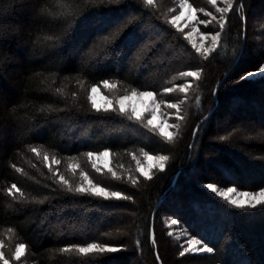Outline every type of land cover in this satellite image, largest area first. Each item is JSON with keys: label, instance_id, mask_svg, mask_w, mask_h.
I'll return each mask as SVG.
<instances>
[{"label": "trees", "instance_id": "obj_1", "mask_svg": "<svg viewBox=\"0 0 264 264\" xmlns=\"http://www.w3.org/2000/svg\"><path fill=\"white\" fill-rule=\"evenodd\" d=\"M173 1L156 0L147 8L141 0L104 7L66 0L82 14L61 22L37 14L55 0H0V240L10 264H264V206L235 209L204 187H264V79H241L264 62V0H242L243 20L235 11L228 14L221 47L207 60L194 55L184 33L166 23ZM189 2L209 7L207 0ZM121 20L131 23L114 46L83 60V53ZM46 34L60 37L59 45L38 42ZM187 70H202V77L191 81L181 105L186 118L171 144L114 113L93 112L86 100L87 88L104 79L121 91L135 87L160 93ZM77 79L85 82L83 89ZM57 87L68 96H58ZM72 92L78 94L75 99ZM158 97L177 102L184 94ZM49 106L55 111H40ZM172 121L178 122L174 116ZM31 146L60 159V173L73 184L80 182L79 170L73 175L68 164L78 162L95 182L133 200L68 193L42 158L29 151ZM105 148L124 179L92 170L84 154ZM141 149L170 159L165 171L154 170L152 180L141 177L133 186L126 177L139 173L131 153L139 156ZM13 164L24 172H16ZM12 183L29 198L48 199L43 204L13 201L6 192ZM165 217L178 220L181 230L202 238L214 253L181 257L182 244L168 235ZM86 242L123 245L125 250L95 260L53 252ZM16 243L27 245L20 261L12 257Z\"/></svg>", "mask_w": 264, "mask_h": 264}, {"label": "snow or ice", "instance_id": "obj_2", "mask_svg": "<svg viewBox=\"0 0 264 264\" xmlns=\"http://www.w3.org/2000/svg\"><path fill=\"white\" fill-rule=\"evenodd\" d=\"M124 0H90L93 6L104 7V6H119ZM142 4L147 8H152L156 5V0H141ZM208 4L215 7L216 13L219 17L213 15L212 12H205L204 8L196 9L193 7L189 0H179V14L172 15L170 19L166 20V23L176 28L179 32H184L183 27L180 26V21L185 19L186 21H196L199 25H204L208 28L209 25H218V31H204L200 32L201 42L191 43V49L194 50V55L207 60L213 53L217 52L221 47L222 33L227 26V16L231 11H235L243 20L244 16V3L242 0H223L224 7H216L217 0H207ZM172 11V10H170ZM197 11L204 13L210 19H198ZM187 12V15H186ZM37 14L47 16L53 20H59L65 22L68 20H75L79 15L82 14V10L76 8L74 4L66 2V0H55L53 7H40L37 9ZM131 23L128 21H118L112 25V30L109 31L108 35L101 36L93 47L89 48L87 52H84L82 59L87 61L96 57L101 49L107 50L114 46L116 40L122 35L125 28ZM193 32H199V28L193 26L192 31L185 33L184 39L191 41ZM38 42H43L47 47H57L60 43V37L55 34H46L42 37H38ZM204 41H209L205 46ZM259 76L264 79V62H261L259 68L256 71L247 72L244 74L242 80H250ZM180 78H191L186 80L184 83L174 84L173 87H165L162 92L157 93L155 91H141L135 87L131 88L130 91L125 90L123 95H114L112 97L104 95L101 92L100 86L102 85L108 92L115 93L118 89V84L111 82L108 79L101 80L99 85L92 83L87 88L86 100L90 106V109L95 113H114L119 117H123L128 121L133 122L140 128L147 130L148 133L153 137H158L164 144H171L180 134L181 124L185 120V116L181 114V105L185 103L187 99V93L192 88V80L199 81L202 77V70H187L179 72ZM67 79V78H66ZM176 79V77H173ZM77 85L82 89L85 87L83 80L77 79ZM179 92L184 94V99L177 102H166L158 99V95L171 94L173 92ZM215 91L213 94H215ZM55 93L61 97H67L68 93L63 87L55 88ZM76 92L71 93V97L75 99L77 97ZM197 106L199 105V97L196 98ZM162 108L169 110H175L174 118L178 121L177 123H170L169 120L173 118L172 113H165ZM41 112L55 111L52 107L41 108ZM195 134V132L193 133ZM228 137H221V139H227ZM29 151L34 154L37 158H42L45 167L52 174L53 177H58L56 183L63 186V188L72 194L87 195L90 197L101 198L104 201H132L133 197L125 194L122 191L110 190L108 187L103 186L100 183L95 182L87 171H84L80 163L69 162L68 170L73 175L79 170L80 182L73 184L65 178L59 171V165L61 160L55 155L49 156L47 151L42 152L41 148L31 146ZM91 164L92 170L97 174H103L106 170L111 174L114 180H121L124 177L117 174L111 165L110 157L112 153L110 149L105 148L103 151H88L84 154ZM132 159L136 162L135 171L139 173L138 176H133L129 173L126 177L127 181L135 186L138 184L140 178L144 180H152L154 176V170L163 172L165 171L166 164L170 157L164 154L153 155L149 151L144 149L140 150V155L137 156L135 153H131ZM143 158V163L141 161ZM74 160L75 158H70ZM16 172L23 173L24 169L11 165ZM57 166L55 171L53 167ZM123 167V165H121ZM204 187L216 194L225 204L235 209H256L258 206H264V187H261L259 191H238L236 187L218 188L216 184L208 183ZM7 195L12 198L13 201L43 204L48 198L44 197L39 199L35 196L29 198L28 195L17 186L16 183H12L10 187L6 189ZM179 221L171 219L170 225H177ZM12 229H8V233H12ZM186 233V230H185ZM182 233V234H185ZM169 236H173V232L168 233ZM179 239V237H176ZM11 239V236H9ZM136 246L139 248L140 241L136 240ZM150 243L155 248L156 237L154 232L150 233ZM182 251L179 255L181 257L186 254H211L214 253L215 249L205 242L202 238L197 236L189 235L186 240V246L181 245ZM5 244L3 240H0V264H10V261L5 256L3 249ZM27 245L25 243H16L12 257L14 261H20L22 257L26 255ZM125 250V246H113L108 243L99 242H86L83 244H70L60 247L59 249L53 250L54 254H73L81 260H95L104 257L110 253H117ZM157 261L160 260V256L157 252Z\"/></svg>", "mask_w": 264, "mask_h": 264}, {"label": "rangeland", "instance_id": "obj_3", "mask_svg": "<svg viewBox=\"0 0 264 264\" xmlns=\"http://www.w3.org/2000/svg\"><path fill=\"white\" fill-rule=\"evenodd\" d=\"M160 1H162V0H160ZM190 3V2H189ZM173 6L171 7V9L170 10H172V11H168L169 12V19H170V17L172 16V15H178L179 14V0H174L173 1ZM225 5H224V3H223V0H217V5H216V7H224ZM194 7V6H193ZM195 8V7H194ZM200 8H204L205 9V12H212L213 13V15H215V16H217V18L219 17V14L218 13H216V11H215V7H213V6H211V5H209V7H205V5H203L202 7H198V8H196V9H200ZM186 15H187V12H186ZM197 17H198V19H210V17H207L204 13H201V12H199V11H197ZM180 26L181 27H183V29H184V35H185V33H188V32H191L192 31V27L193 26H195V27H197V28H199V32H193V34H192V38H191V41H189L190 43H192V42H196V43H200L201 42V38H200V32H204V31H218L219 30V27H218V25H209L208 26V28L206 29V30H204L203 29V26L204 25H199L196 21H186L185 19H182L180 22ZM205 27V26H204ZM208 42L209 41H204V43H205V46H207V44H208ZM259 68V67H258ZM257 68V69H258ZM257 69H255L254 71H256ZM252 72V71H251ZM257 77H259V76H257ZM257 77H255V78H257ZM186 78H184V79H182L181 78V80H179L177 83H175V84H180V83H184V82H186V80H185ZM191 79V78H190ZM254 79V78H253ZM111 82H113V81H111ZM99 85V84H98ZM173 85L174 84H172L170 87H173ZM100 88H101V92H103L104 93V95H107V96H110V97H112V96H114V95H123V94H125V91H121V90H119V89H117L116 90V92L115 93H113V92H108L107 90H105L104 88H103V86L101 85L100 86ZM131 89H128V91H130ZM141 91H151V90H141ZM171 94H173V95H176V96H179L181 93H179L178 91L177 92H173V93H171ZM158 99L160 100V98L158 97ZM167 102V101H166ZM171 102H173V101H171ZM162 110L165 112V113H171V112H169L168 110L169 109H166V108H162ZM173 116H174V114H173ZM170 123H174V121H172V122H170ZM103 151V150H102ZM110 160H111V157H110ZM142 163H143V160H142ZM111 166V165H110ZM78 175H79V173H78ZM79 181H80V178H79ZM218 187V186H217ZM229 187H232V186H229ZM218 188H227V187H218ZM237 190L238 191H252V192H256V191H259V189L258 190H241V189H238L237 188ZM165 220H166V222H167V224H170V221H171V218H169V217H165ZM171 227V232H173L174 233V235L177 237H179V242L182 244V245H184V246H186V240H187V238H188V234L187 233H185V231H183V230H181L179 227H178V224L177 225H171L170 226ZM182 233H185V234H182ZM212 264H217V263H212Z\"/></svg>", "mask_w": 264, "mask_h": 264}, {"label": "water", "instance_id": "obj_4", "mask_svg": "<svg viewBox=\"0 0 264 264\" xmlns=\"http://www.w3.org/2000/svg\"><path fill=\"white\" fill-rule=\"evenodd\" d=\"M244 39H245V34H244V36H243V40H244ZM241 52H242V49L240 50V53H239V55H238V57H237L236 61L238 60V58H239V56H240Z\"/></svg>", "mask_w": 264, "mask_h": 264}]
</instances>
